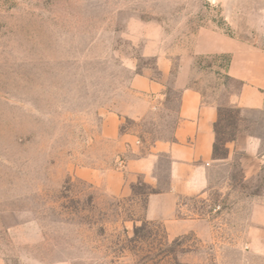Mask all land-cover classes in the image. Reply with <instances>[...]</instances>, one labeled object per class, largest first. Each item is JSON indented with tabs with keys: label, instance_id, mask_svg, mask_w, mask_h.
<instances>
[{
	"label": "rangeland",
	"instance_id": "1",
	"mask_svg": "<svg viewBox=\"0 0 264 264\" xmlns=\"http://www.w3.org/2000/svg\"><path fill=\"white\" fill-rule=\"evenodd\" d=\"M230 44L264 52V0H0V264H264L250 233L263 170L248 176L239 153L179 200L210 223L203 237L146 220L166 156L158 188L125 175L127 191H107L127 159L171 140L181 68L221 104L217 159L238 131L264 150V111L227 104L233 54L210 52Z\"/></svg>",
	"mask_w": 264,
	"mask_h": 264
},
{
	"label": "crops",
	"instance_id": "2",
	"mask_svg": "<svg viewBox=\"0 0 264 264\" xmlns=\"http://www.w3.org/2000/svg\"><path fill=\"white\" fill-rule=\"evenodd\" d=\"M210 52L233 54L226 74L239 81L241 88L229 95L227 104L239 109L240 117L246 111L261 114L264 111V52L256 49L242 50L232 44L228 47L218 46ZM178 76L171 85V88L179 92L171 140L155 143L146 155L127 159L123 170L111 172L107 181V191L113 195L127 191L124 188L125 175L130 184L140 178L144 184L158 188L159 159L166 156L168 185L147 197L145 217L148 221L163 224L171 239L189 233L199 237L211 233L210 223L205 219L179 212L184 207L183 211L186 210V206L179 205V200L203 194L209 188V171L213 166L227 163L239 153L248 161V176H252L256 170H263L264 175L262 139L256 135L238 131L235 139L226 143V157L221 160L215 157V124L219 119L221 104L217 100H205L199 91L188 87L186 68H181ZM117 127V121L110 122L111 133L116 134ZM126 140L125 136L121 137L122 142ZM253 209V230L250 233L264 237V200Z\"/></svg>",
	"mask_w": 264,
	"mask_h": 264
},
{
	"label": "trees",
	"instance_id": "3",
	"mask_svg": "<svg viewBox=\"0 0 264 264\" xmlns=\"http://www.w3.org/2000/svg\"><path fill=\"white\" fill-rule=\"evenodd\" d=\"M218 121H219V119H218ZM218 121H217V123H218ZM217 123L215 124L216 141H215V144L213 145V154L215 155V157H216V150H217V145H218V138H217ZM234 139H235V138L233 137L232 139L228 140L227 142H230V141H232V140H234ZM227 142H225V143L223 144V147H224V148H225ZM225 149H226V148H225Z\"/></svg>",
	"mask_w": 264,
	"mask_h": 264
}]
</instances>
